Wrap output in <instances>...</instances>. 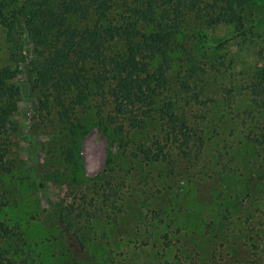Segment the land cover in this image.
<instances>
[{
  "label": "rangeland",
  "instance_id": "rangeland-1",
  "mask_svg": "<svg viewBox=\"0 0 264 264\" xmlns=\"http://www.w3.org/2000/svg\"><path fill=\"white\" fill-rule=\"evenodd\" d=\"M202 30L212 42H222L219 52L225 51L230 64L202 75L204 92L190 112L204 140L196 162L173 153L169 162L152 164L114 154L111 163L113 148L81 107L80 121L87 126L77 134L55 112H40L31 124L35 100L24 75H17L20 105L5 125L13 170L0 182V221L22 233L33 261L16 254L22 237H13V245L5 246L7 264H65L67 238L55 214L67 208L70 232H78L85 245L84 264H264V180L245 194L263 162L262 148L245 136L248 100L241 89L244 78L264 67V51L230 25ZM253 33L264 40V22ZM9 45L0 26V64L16 62ZM226 87L233 100L225 96ZM146 106L112 98L106 111L124 116ZM250 122L251 131L264 133L260 116ZM158 130L152 122L136 138ZM106 179L116 187V200L106 198L111 191L102 186ZM95 180L101 187L94 192ZM81 207L99 209L100 215L78 216ZM69 237L73 252L81 251Z\"/></svg>",
  "mask_w": 264,
  "mask_h": 264
},
{
  "label": "trees",
  "instance_id": "trees-1",
  "mask_svg": "<svg viewBox=\"0 0 264 264\" xmlns=\"http://www.w3.org/2000/svg\"><path fill=\"white\" fill-rule=\"evenodd\" d=\"M262 22V0H0V26L16 61L0 64V182L13 170L5 125L20 105L18 74L24 75L35 100L31 124L40 112H55L77 134L87 126L80 121V110L88 111L113 148L108 152L111 163L114 154L146 164L169 162L173 153L198 161L204 140L190 112L204 92L202 75L222 72L230 64L225 51L219 52L222 42H212L202 29L230 25L262 52L264 40L253 33ZM23 55L26 60L20 62ZM243 82L250 127L245 136L262 148L263 159L246 189L248 197L264 180V133L251 131L250 122L260 116L264 129V67ZM231 90L226 87L224 94L233 100ZM121 97L148 106L124 116L106 111L112 98ZM152 122L159 126L157 133L137 139ZM102 186L111 190L106 198L116 200L112 182L106 179ZM97 187L101 185L95 180L94 192ZM67 210L55 214L67 238L65 264H84L85 245L78 232H70L67 218L72 212ZM98 210L81 207L77 215H100ZM19 234L0 221V264L10 261L5 246L13 237H22L16 254L31 258L32 249ZM69 236L82 247L78 253Z\"/></svg>",
  "mask_w": 264,
  "mask_h": 264
}]
</instances>
